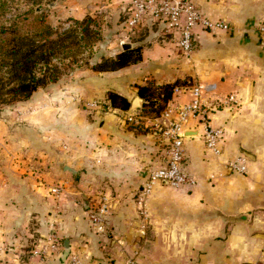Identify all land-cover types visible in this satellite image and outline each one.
Masks as SVG:
<instances>
[{"label": "crops", "instance_id": "1", "mask_svg": "<svg viewBox=\"0 0 264 264\" xmlns=\"http://www.w3.org/2000/svg\"><path fill=\"white\" fill-rule=\"evenodd\" d=\"M193 1L211 18L229 22L231 30L198 31L195 49L187 57L162 24L144 19L130 38L123 37V45L140 48V60L113 71L84 68L71 81L72 87L67 84L68 93L86 100H102L108 91L117 92L129 99V109L114 108L101 115L99 109L69 101V94L56 87L33 94L34 105L23 115L19 138L10 131L19 139L23 154L17 160L21 173L14 174L29 179V193L60 185L64 203L54 227L61 242L68 238L70 252L79 253L86 264L128 260L132 264H264V39L257 31L264 20V0ZM65 3L72 4L67 14L73 19L104 11L117 32L110 40L116 49L129 0ZM150 81L214 84L218 95L235 94L237 103L211 114L213 123L225 127L220 153L207 149L196 132L183 141L185 169L197 184L175 189L160 182L140 203L148 171L163 163L162 111L145 106L137 93L138 86ZM187 99L188 95L176 98ZM133 100L134 105L140 103L135 111ZM128 113L140 115L139 125L123 122ZM239 155L247 159L245 174L228 164ZM97 204L106 208L105 234L96 233L85 217ZM238 215L246 220L224 219ZM50 218L37 217L41 226L36 228L35 245L45 242ZM29 230L27 237L12 238L15 242L5 254L13 262L67 264L61 258L63 249L42 258L23 252L21 245L30 244L34 233Z\"/></svg>", "mask_w": 264, "mask_h": 264}, {"label": "built area", "instance_id": "2", "mask_svg": "<svg viewBox=\"0 0 264 264\" xmlns=\"http://www.w3.org/2000/svg\"><path fill=\"white\" fill-rule=\"evenodd\" d=\"M124 24L123 37L128 38L130 32L138 28L144 19L159 22L171 40L183 56H190L195 49L198 31L215 33L217 31H230L229 22L222 19H214L204 13L193 0H129V10ZM258 33L264 39V20L258 25ZM124 40H120L122 46ZM174 97L188 95L185 102H179L176 98L170 99L161 110L164 124L161 129L162 144L161 166L150 169L147 179L140 190V203H142L153 190L155 184L163 182L175 189L194 187L197 184L195 176L185 169V150L183 141L192 132L199 133L205 147L214 153H220V143L225 136V127L215 124L211 120V114L221 106H235L237 103L235 94L225 96L215 92V85L187 81L176 84L172 92ZM90 107H98L96 101L88 104ZM123 122L136 126L141 122V117L135 113L123 116ZM229 167L240 174L247 172V159L243 155L229 161ZM59 187L51 189L53 195L60 194ZM87 220L92 229L99 234L107 232L106 208L96 205L86 212ZM144 230V229H143ZM57 235L50 233L45 242L32 250L33 256L42 258L45 255H57L61 253L62 245L57 240ZM67 264H86L82 256L77 252H70ZM122 264H132L128 260Z\"/></svg>", "mask_w": 264, "mask_h": 264}, {"label": "rangeland", "instance_id": "3", "mask_svg": "<svg viewBox=\"0 0 264 264\" xmlns=\"http://www.w3.org/2000/svg\"><path fill=\"white\" fill-rule=\"evenodd\" d=\"M15 3V8L19 12H25L29 8H33L35 13H39L37 25H49L60 31L74 28L73 18L67 14L72 4L68 5L65 0H41L40 5L37 7L28 4L27 0H16ZM58 4L60 6L57 7L56 5ZM15 12V9H12L11 12L8 10L4 14L5 16L0 18V21H5ZM104 14L105 12L102 11L101 13L96 12L92 16L89 15L93 19L90 22L92 31L88 32V35L86 34L83 39L76 40L77 42L79 41V44L74 41L65 52L59 54L58 60L61 61V58H65V63H71L73 70L63 75L58 81L50 82L46 87L40 88L38 91H48L60 87V89H64L63 91L68 93L71 90L68 85L72 87L71 81L80 70L89 68L90 65L104 58H113L122 50V46L119 45L120 41L118 43L116 40H114L117 42L116 49L115 46H113V49L111 48L110 40L114 38L117 32ZM32 17L34 18V14H30V18ZM78 31H80V28ZM128 37L130 38V36ZM123 39V35H121V40ZM75 56L76 59H72ZM147 84L152 85V87L160 85V83L156 84L154 81H150ZM68 94L70 97V99L68 98L69 101L80 102L86 107H90L88 105L90 102L96 101L99 106L90 108L99 109L101 115L114 109L106 98L102 100H86L76 93L69 92ZM34 97L32 96L27 101L14 105H0V264H19L13 262L10 256L5 253H8V247L15 242L12 238L27 237L29 229V231L34 230V233L31 234L32 236H29L32 237L30 244L21 245V249L28 255L33 256L32 250L39 246L35 245L34 241L35 236L39 234L36 230L39 227L37 225L41 226L37 217L42 215L51 216L50 220H47L46 234H56L59 244L62 245L61 234L54 227L57 223L56 218L63 209L64 201L60 198L61 190L58 196L53 195L49 190L42 193H29L28 187H32L29 179L23 175L16 176L14 174L16 172L21 173L22 165L20 167L17 160L22 158L23 154L21 153L19 139H14L13 137L15 135L19 138L21 123L25 121L23 115L27 112L28 107L30 108V106L34 105ZM11 130L14 133L13 137L10 133ZM56 186L61 189L60 185ZM46 201L49 204L45 203ZM80 205L83 206V203L80 202ZM85 217L87 219L86 213Z\"/></svg>", "mask_w": 264, "mask_h": 264}, {"label": "trees", "instance_id": "4", "mask_svg": "<svg viewBox=\"0 0 264 264\" xmlns=\"http://www.w3.org/2000/svg\"><path fill=\"white\" fill-rule=\"evenodd\" d=\"M15 1L0 0V18L8 10L16 11L5 21H0V105L25 102L40 88L71 72V63H65V58L59 61V54L65 52L72 42L79 44L76 40L83 39L92 31L90 22L93 19L90 16L81 20L72 19L74 28L64 31L49 25H37L39 13H35L33 8L19 12L15 8ZM27 3L37 7L41 0H27ZM30 14H34V18H30ZM140 58L139 47L122 48L115 57L104 58L89 68L94 71H113L135 63ZM72 59L75 60L76 56ZM176 84L138 86L137 93L145 106L159 113L173 97ZM106 100L112 108L127 110L130 107L129 99L114 91L107 92Z\"/></svg>", "mask_w": 264, "mask_h": 264}, {"label": "water", "instance_id": "5", "mask_svg": "<svg viewBox=\"0 0 264 264\" xmlns=\"http://www.w3.org/2000/svg\"><path fill=\"white\" fill-rule=\"evenodd\" d=\"M130 44L129 43H125L124 45H122V48H129ZM137 99H139V97H137ZM134 100L131 103V110L135 111L139 106L140 103L138 105H134L133 104ZM65 170L69 171V172H73V170L67 166H65ZM219 216H221L219 214ZM224 219H226L229 222H236V221H245L246 217L244 215H238V216H231V217H224ZM62 256L61 258L65 261L70 253V241L68 238H65L62 242Z\"/></svg>", "mask_w": 264, "mask_h": 264}]
</instances>
